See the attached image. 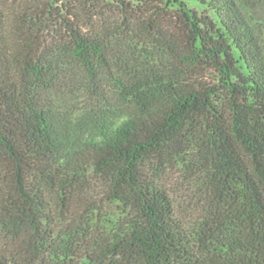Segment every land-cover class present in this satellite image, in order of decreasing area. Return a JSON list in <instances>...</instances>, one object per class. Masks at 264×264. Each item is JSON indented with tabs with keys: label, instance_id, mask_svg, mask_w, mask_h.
<instances>
[{
	"label": "trees",
	"instance_id": "16d2710c",
	"mask_svg": "<svg viewBox=\"0 0 264 264\" xmlns=\"http://www.w3.org/2000/svg\"><path fill=\"white\" fill-rule=\"evenodd\" d=\"M199 1L0 0V264H264V0Z\"/></svg>",
	"mask_w": 264,
	"mask_h": 264
},
{
	"label": "rangeland",
	"instance_id": "374dc122",
	"mask_svg": "<svg viewBox=\"0 0 264 264\" xmlns=\"http://www.w3.org/2000/svg\"><path fill=\"white\" fill-rule=\"evenodd\" d=\"M183 1L189 8L195 9L199 13L207 10V6L201 4L199 0ZM205 1L210 2L209 0ZM122 2L124 4H121L116 0H106V3L102 4L103 9L100 11L102 17L117 21L124 16L127 18L140 16L141 12L138 7L142 5L143 0H122ZM256 14L257 16L260 15L259 12ZM262 19L264 25V11L262 13ZM93 20L96 22L98 17ZM97 92L98 85H95L88 77H82L74 86H68V88L63 89L62 92L58 94L59 102L56 104L55 108L56 118L58 120L62 118H70L71 120L78 118L82 110L87 107L86 102L89 104H95V102H91L89 100L95 99V93ZM172 190L175 193L174 196L178 202V206H180L179 211L181 212V215L182 211L185 212L182 216L188 219L190 217L192 203L190 202L189 204L188 201L185 203L182 202V199L185 200L184 196L188 193L184 189L177 191L176 188H173Z\"/></svg>",
	"mask_w": 264,
	"mask_h": 264
}]
</instances>
